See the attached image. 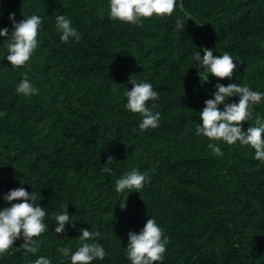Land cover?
I'll return each instance as SVG.
<instances>
[{
	"label": "trees",
	"instance_id": "16d2710c",
	"mask_svg": "<svg viewBox=\"0 0 264 264\" xmlns=\"http://www.w3.org/2000/svg\"><path fill=\"white\" fill-rule=\"evenodd\" d=\"M107 6L108 0H0V27H12L9 12L17 21L42 17L26 65L0 58V194L24 179L49 213L47 230L34 237L38 252L25 253L21 238L0 254V264H29L40 255L71 264L58 246L75 251L81 227L98 232L94 240L107 253L91 264H130L127 232H138L148 216L168 238L164 261L154 264H264V163L239 142L213 141L223 151L215 156L209 138L195 130L217 80L264 91V0H176L171 15L136 24L110 19ZM58 14L70 18L79 41L60 40ZM178 16L186 20L182 33L174 29ZM6 39L0 37V53ZM202 47L239 61L230 80H200L203 69L197 72L191 57L196 49L203 55ZM24 73L38 95L15 91ZM132 78L158 91L157 128L140 130V114L126 108L123 90ZM252 112L245 129L264 116V101ZM109 155L115 160L105 164ZM106 166L112 173L101 171ZM132 168L150 179L138 191L116 192L115 180ZM64 202L77 227L66 222L56 233L51 213Z\"/></svg>",
	"mask_w": 264,
	"mask_h": 264
},
{
	"label": "clouds",
	"instance_id": "9594fccd",
	"mask_svg": "<svg viewBox=\"0 0 264 264\" xmlns=\"http://www.w3.org/2000/svg\"><path fill=\"white\" fill-rule=\"evenodd\" d=\"M176 6V0H108V15L110 19L119 20L130 24L139 23L142 18L163 17L171 15ZM15 13L9 12L12 30L8 26L0 27V37L7 38L4 41L6 51L0 53V58L10 62L11 67L26 65L34 50L38 47V30L42 26V17L38 14L23 16L17 21ZM55 26L60 32V40L68 43L70 40H80L77 29L72 26V21L64 14L55 17ZM174 29L182 33L186 30V20L178 16L175 20ZM203 55L197 49L192 53V64L199 72L202 82L208 81L209 75L217 78H230L237 69L239 61L227 51L220 55H214L212 47H202ZM132 87H124L123 95L126 98V108L134 113H139L141 119L138 127L140 130L157 128L160 124L161 113L154 111L155 101L159 93L154 89L151 82L139 78L129 79ZM15 91L24 97L39 94V88L28 78L27 73L16 85ZM209 98L204 99L203 106L199 110L200 123H196V134L209 138L207 147L215 156H222L221 147L213 141L221 140L229 145L239 142L240 145H250L254 148V159L264 163V116L256 115L255 124L243 127L242 122L248 121L253 116L254 105L264 101V91L255 90L247 84L235 82L221 83L217 80L213 89L209 90ZM236 96V100L230 99ZM152 101L149 106L148 102ZM222 106V107H221ZM5 113L0 111V117ZM115 159L109 155L105 164H110ZM101 171L112 173L111 167H103ZM150 179L148 173L137 168L126 171L115 180V191L118 193L128 190L142 189ZM20 186L10 188L0 194V254L7 251L15 241L22 238L25 253H37L39 237L44 233L48 225L45 217L49 215L46 208L37 203L36 191L27 190L23 185H31L28 181L19 178ZM32 187V185H31ZM40 193V191H39ZM41 195V193H40ZM42 199V198H41ZM40 199V200H41ZM39 200V201H40ZM120 203L125 208V199ZM63 210L51 213L55 220L54 231L61 233L65 230L66 222L72 228H76L75 220L67 210V204L62 205ZM79 240L82 242L75 251L69 246H58L62 261L66 258L71 264H91L93 260H103L106 250L102 244L96 242L94 237L99 236L88 228H79ZM93 242L89 243L88 241ZM168 238L164 236L162 227L156 219L148 216L139 231L129 229L125 256L130 264H154L165 259L164 253ZM29 264H52L49 257L40 255Z\"/></svg>",
	"mask_w": 264,
	"mask_h": 264
},
{
	"label": "rangeland",
	"instance_id": "374dc122",
	"mask_svg": "<svg viewBox=\"0 0 264 264\" xmlns=\"http://www.w3.org/2000/svg\"><path fill=\"white\" fill-rule=\"evenodd\" d=\"M11 30H12V27L9 29V32H11Z\"/></svg>",
	"mask_w": 264,
	"mask_h": 264
}]
</instances>
